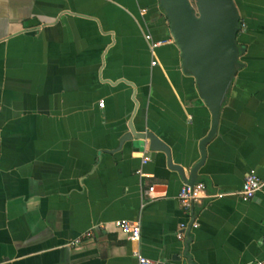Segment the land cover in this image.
Wrapping results in <instances>:
<instances>
[{"label": "crops", "instance_id": "obj_1", "mask_svg": "<svg viewBox=\"0 0 264 264\" xmlns=\"http://www.w3.org/2000/svg\"><path fill=\"white\" fill-rule=\"evenodd\" d=\"M234 2L243 67L197 170L213 196L194 204L193 228L165 152L124 139L151 132L188 177L210 129L158 0H0V264H136L134 250L264 262V0ZM250 170L261 185L244 200ZM117 219L138 221L139 240Z\"/></svg>", "mask_w": 264, "mask_h": 264}, {"label": "water", "instance_id": "obj_2", "mask_svg": "<svg viewBox=\"0 0 264 264\" xmlns=\"http://www.w3.org/2000/svg\"><path fill=\"white\" fill-rule=\"evenodd\" d=\"M193 1L158 0L179 49L182 71L194 78L199 95L211 113L210 129L199 142V160L185 177L182 167L172 163L167 145L151 132H135L129 127V133L124 136V139L148 138L149 149L165 152L168 167L177 171L187 184L198 180L197 170L204 162L207 143L217 131L226 94L237 71L243 67L240 56L244 52L238 42L241 20L234 0Z\"/></svg>", "mask_w": 264, "mask_h": 264}, {"label": "built area", "instance_id": "obj_3", "mask_svg": "<svg viewBox=\"0 0 264 264\" xmlns=\"http://www.w3.org/2000/svg\"><path fill=\"white\" fill-rule=\"evenodd\" d=\"M243 27V23L241 22L240 30ZM239 30V31H240ZM146 38H149V35H146ZM152 64H155V61H152ZM102 106L103 103L100 102ZM149 160V156L142 157V163H146ZM141 174L140 170L137 171ZM261 180L258 175L253 171H248L243 178L242 187L240 190V194L244 200L251 199L257 190L260 188ZM153 187H149L146 191L147 194H150ZM213 194L208 195L206 192V186L202 181H196L193 184L184 183L178 193V201L180 205L192 216V222L190 223V227L196 228L198 226L195 217L193 216V207L194 204L199 203L203 198L211 197ZM114 225L119 228L121 231L128 235L130 241H138L140 236V225L138 221H130L126 219H117L114 221ZM180 231L177 233L178 238H182L184 235V230L187 228L186 223H180ZM89 235V232L84 233L83 236ZM81 241V237H77L73 241H70L68 245H75ZM133 256L136 258V264H159L158 261L149 259L140 254L138 250H134L132 252ZM252 264H264L263 261L259 260Z\"/></svg>", "mask_w": 264, "mask_h": 264}, {"label": "rangeland", "instance_id": "obj_4", "mask_svg": "<svg viewBox=\"0 0 264 264\" xmlns=\"http://www.w3.org/2000/svg\"><path fill=\"white\" fill-rule=\"evenodd\" d=\"M191 2H192V3H194V1H193V0H191Z\"/></svg>", "mask_w": 264, "mask_h": 264}]
</instances>
